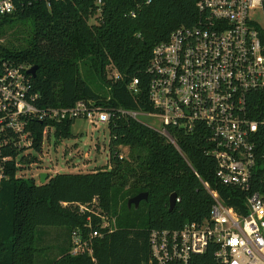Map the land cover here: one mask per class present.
Returning <instances> with one entry per match:
<instances>
[{"label":"trees","instance_id":"1","mask_svg":"<svg viewBox=\"0 0 264 264\" xmlns=\"http://www.w3.org/2000/svg\"><path fill=\"white\" fill-rule=\"evenodd\" d=\"M11 1L13 11L0 15V62L36 66L34 76L27 75L29 92L37 95L33 104L38 109L67 108L81 101L115 115L106 123L107 163L98 169L46 174L38 184L16 174L20 151H40L44 128H51L56 139L69 137L73 119H32L28 147L0 148V264H153L150 230L178 229L207 216L211 197L202 183L224 205L245 213L243 192L214 177L203 127L190 133L168 128L180 155L156 130L116 112L152 111L146 71L151 49L172 30L192 25L194 0H101L99 12L94 0ZM107 66L115 73L111 78H106ZM83 68L94 71L103 93L92 89ZM132 79L135 93L128 89ZM120 147L127 148L124 157ZM4 156L9 159L1 161ZM20 160L31 162L25 156ZM143 192L146 199L136 208L127 207L128 198ZM171 193L175 202L168 210ZM100 216L110 220L109 232L99 229ZM49 226L62 229L56 240L61 247L55 257L43 260L37 255L36 242H42L37 228ZM90 229L101 233L89 241L94 261L84 253H69L71 232L87 238ZM214 251L209 245L189 264H221Z\"/></svg>","mask_w":264,"mask_h":264},{"label":"built area","instance_id":"2","mask_svg":"<svg viewBox=\"0 0 264 264\" xmlns=\"http://www.w3.org/2000/svg\"><path fill=\"white\" fill-rule=\"evenodd\" d=\"M94 4L99 12L101 0ZM13 9L11 0H0V15ZM194 12L192 25L172 30L151 49L146 71L152 111L116 112L157 120L160 127L156 131L180 155L168 128L190 133L203 127L210 146L205 154L215 163L214 177L243 192L245 213L224 205L202 183L211 197L207 216L187 221L178 229L150 230V260L153 264H189L193 255L211 245L221 264H264V0H194ZM128 15L133 17L134 11ZM27 69L0 62V148L28 147L31 133L27 125L32 119L83 118L95 125L115 115L86 107L81 101L67 108L38 109L33 104L37 95L29 92ZM135 85L132 79L131 93L136 92ZM7 159L1 157V161ZM99 219V229L109 232L110 220ZM100 234L90 229L83 238L72 231L69 253H84L94 261L89 241Z\"/></svg>","mask_w":264,"mask_h":264},{"label":"rangeland","instance_id":"3","mask_svg":"<svg viewBox=\"0 0 264 264\" xmlns=\"http://www.w3.org/2000/svg\"><path fill=\"white\" fill-rule=\"evenodd\" d=\"M92 22L93 19L90 18L88 23ZM84 69L87 70L92 89L99 94L103 93L105 89L94 71L90 68H83V72H85ZM105 75L106 78L115 75L111 66L105 68ZM136 120L154 130L160 127L159 122L153 118L137 115ZM69 132V137L56 139L51 128L44 129L40 151L25 148L15 156L16 165L19 167L16 174L23 178L31 177L34 183L38 184L37 175L39 172L51 176L55 173L86 172L106 165L108 155L106 123L93 125L86 119L74 118L70 124ZM126 153V147L119 148L121 157H124ZM21 156L28 157L31 162L21 161ZM39 232H41L39 239L42 242H36V247L39 248L37 255L43 260L52 259L61 247L56 243V240L61 236L62 229L50 226L39 227L37 234Z\"/></svg>","mask_w":264,"mask_h":264},{"label":"water","instance_id":"4","mask_svg":"<svg viewBox=\"0 0 264 264\" xmlns=\"http://www.w3.org/2000/svg\"><path fill=\"white\" fill-rule=\"evenodd\" d=\"M35 69H36V66H30L28 67L27 69V73L31 76H34V72H35ZM38 182L39 183H43L45 177H46V173L44 172H39L38 173ZM146 199V193H138L130 198H128L126 200V205L127 207H129L130 205H132L134 208L137 207L138 205V202L141 201V200H144ZM174 202H175V194L174 193H171L168 197V210H171L173 205H174Z\"/></svg>","mask_w":264,"mask_h":264}]
</instances>
